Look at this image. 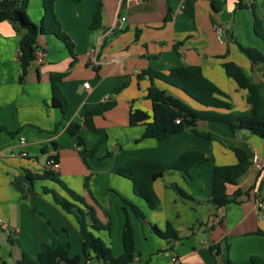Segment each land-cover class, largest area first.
<instances>
[{"label": "crops", "instance_id": "1", "mask_svg": "<svg viewBox=\"0 0 264 264\" xmlns=\"http://www.w3.org/2000/svg\"><path fill=\"white\" fill-rule=\"evenodd\" d=\"M101 1L102 27L91 31L98 0L80 3L57 0V16L63 31L74 43L75 57L59 40L41 35L38 48L46 57L42 63L35 61L30 66L22 83L20 34L11 22L0 23V126L13 133L0 132V220L5 224L4 229L0 228V264H16L22 253L36 257L44 243L69 244L71 257L82 254L83 240L76 217L63 211L44 189L68 195L56 183L31 181L26 174L30 171L42 175L53 157H58L57 171L61 179L85 198L97 219L103 225H111L113 220L114 226L116 220V242L114 227L95 233L111 246L115 257L124 252L127 214L123 199H126L140 207L149 222L159 229L164 230L170 222L179 232V239L169 243L140 222L128 207L136 240L137 257L132 264H175L173 257L178 259V264H228L223 255L211 250L224 241L229 245L231 264H264V169L259 171L253 164L237 187L228 188L229 195L236 189L249 192V196L238 199L239 203L218 210L209 202L215 166L237 162L227 147L248 145L264 163V142L243 131L235 135L226 125L214 122L200 123V130L211 133L215 141L185 131L163 141L138 142L145 126L129 125L131 107L152 112V104L147 99L149 76L139 78L149 69L167 72L186 65L200 66L208 79L229 94L234 110L246 112L250 108L247 92L222 67L224 62L234 61L257 84L264 107L263 68L248 58L234 60L228 40L236 38L235 32L223 17V14L235 16L249 10H236L237 0H226L223 10L215 14L210 0H196L195 17L191 21L184 12L186 0ZM28 15L35 24H40L44 17L43 1L30 0ZM216 25L226 28L224 43L217 40ZM53 74L63 75L59 87L69 104L64 120L60 108L52 105ZM85 83H89V88L84 87ZM157 84L187 99L178 90L161 82ZM116 89L119 92L115 93ZM113 100L116 106L111 111L94 118L95 126L105 130L108 140L94 158H88L87 166L76 148L77 138L69 133L68 127L71 123L82 125L78 135L83 138L87 151L94 150L101 143L102 135L83 126L85 115L99 104ZM122 100L127 116L119 120L121 129L107 131L104 123L115 114ZM193 107L199 108L196 104ZM91 134L94 137L89 143ZM21 138L26 139V145L21 144ZM112 139L115 144H110ZM188 151L203 153L205 160L194 165V179L185 172L169 170L155 182L154 189L161 203L156 211L150 210L134 194L133 185L125 190L122 185L117 189L120 194L115 204L112 199L101 198L104 194L97 192L90 185L92 182L89 190L85 188L90 175L97 178L108 173L112 181L117 170L129 161L149 159L167 165ZM24 152L27 157L22 156ZM97 161L107 165L99 167ZM174 187L191 198H185ZM78 206L87 211L85 206Z\"/></svg>", "mask_w": 264, "mask_h": 264}, {"label": "trees", "instance_id": "2", "mask_svg": "<svg viewBox=\"0 0 264 264\" xmlns=\"http://www.w3.org/2000/svg\"><path fill=\"white\" fill-rule=\"evenodd\" d=\"M42 1L44 17L41 23L36 25L28 15L30 0H0V23L5 21L11 22L15 30L20 34L19 52L22 55L19 56V65L21 83L25 81L30 66L36 61V52L39 50L38 39L41 35H49L59 40L67 47L72 57H75L74 43L69 35L63 31L61 22L57 16V0ZM72 1L80 3L83 0ZM210 1L215 14H219L226 4V0ZM195 3L196 0H186L183 5L184 12L191 21H194L195 17ZM249 8L255 11L254 4L251 3V0H237L236 10ZM102 10V1L98 0L90 26L91 31L101 29L103 20ZM166 20L168 21V19ZM254 33L264 44V29L256 16L254 20ZM240 48L248 60L257 65H261L264 71V54L253 48H243L242 46ZM222 67L226 75L233 79L241 89L247 92L246 100L250 106L248 111L239 112L234 110L229 94L208 79L200 66L186 65L171 68L167 72L149 69L143 75H140L139 78L149 76L150 86L147 92V99L152 104V112L150 114L141 109L131 107L129 111V125L145 126L142 140L154 139L163 141L175 134L190 131L201 138L215 141L216 138L211 133L200 130V123L214 122L226 125L235 135H238L242 131H248L264 142V107L260 99L257 84L234 61L224 62ZM62 77L63 75L61 74H53L51 76V84L53 92L52 105L60 108L64 120L69 104L59 87V82ZM157 82H161L178 90L187 99L192 100V102L198 105L199 108L191 106V104L183 101L180 97L162 89L158 86ZM119 90L116 89L115 93L119 92ZM115 106L116 101H107L87 111L83 126L92 132L102 135L101 143L92 151L86 150L83 138L78 135L82 125L71 123L68 127L69 133L77 138L76 148L87 166L88 158H94L99 148L108 140V135L105 130L95 126L94 118L96 116H104ZM177 120H180L179 124L176 123ZM0 132L13 135V133L7 131L2 126H0ZM227 148L235 154L237 162L232 165L215 166L213 170V192L209 202L218 210L229 204L239 203L238 199L242 196H249V192L244 193L241 189H236L232 195H229L228 188L239 185V180L252 168L255 157L248 145ZM51 159L58 161V157H53L49 160ZM204 160L203 153L197 151L185 152L178 160L167 165L156 160L135 159L121 166L117 170V174L131 181L134 194L142 199L150 210L156 211L160 208L161 203L154 189L155 182L162 178L164 173L169 170L185 172L190 178L194 179V165ZM26 174L31 181H52L67 193L68 197H65L54 189H44L47 194L52 195L54 202L63 211L68 214H73L76 217L83 240L82 254L71 257L69 244L44 243L36 257L22 253L21 259L16 264H91L94 261L100 264L134 263L137 257L136 240L134 227L128 215V207L137 219L148 225L151 231L158 237L165 239L169 243L179 239V232L170 222L167 223L164 230H161L149 222L144 212L137 205L123 199L124 210L127 214L123 231L124 252L119 257H115L111 246L95 234L102 230H111V225H103L97 219L94 214V209L88 205L85 198L69 188L61 179L60 173L56 169L49 167L42 175H37L30 171H26ZM89 179L90 177H87L85 181V188L87 190L90 187ZM174 188L185 198H191L178 187ZM78 204L85 206L87 211L82 210ZM228 249L229 245L226 241L211 247L212 251H216V254L223 255V259L228 264H231L228 258ZM223 250L225 254H222Z\"/></svg>", "mask_w": 264, "mask_h": 264}, {"label": "rangeland", "instance_id": "3", "mask_svg": "<svg viewBox=\"0 0 264 264\" xmlns=\"http://www.w3.org/2000/svg\"><path fill=\"white\" fill-rule=\"evenodd\" d=\"M251 1L254 4L255 11L249 8L247 9L249 11H246L242 13L241 15H239V13H237L235 16L232 13H230L229 15L223 14V17L225 18V20H228L232 28V31L235 32L236 38L233 39L232 37H229L228 45L231 47V49H233L234 56H235L234 60L236 61L237 60L241 61L247 58L246 55L242 52L240 46H242L243 48H253L261 52L262 54H264V44L259 38L256 37L254 33V26H253L255 16H256L259 19L262 28L264 29V0H251ZM36 25H39V24H36ZM238 33L240 37H237ZM235 39H237V41H235ZM182 100L187 102L188 104H191V106L195 105L194 102H192V100L185 99V98ZM125 105L126 104L124 103V100H122V104L120 105V107H117L118 109L116 108L115 114L112 115L110 120H107L104 123L107 131H112V130L117 131L121 127L119 120L127 116ZM243 132H246V134H250V132L248 131H243ZM140 136L141 137L139 140L141 141L139 142L146 141V140H142V135ZM91 137L93 138L94 136L92 134L89 136V139H88L89 143H90ZM111 138L114 139V137H111ZM113 139L111 140L110 144H115ZM101 148L102 147H100V149ZM97 162H98L97 165H99V167H105V165H107L106 162H103V161H97ZM89 182H92V184L90 185H92V187L97 192L104 194V196H102L101 198L112 199L111 202L113 204L116 203V200L119 197L118 195L120 193L117 189H119L121 185L124 190L127 187H132V184L130 182H128L127 180L121 179L117 173L113 176L112 181L108 173L100 174L97 176V178H94V176L92 177V175H90ZM122 194L125 195V193H122ZM114 222H115V226L113 225V220H112L111 227L112 228L114 227L113 228V234H114L113 239H115V242H116L118 240V235H117V225H116L115 219H114Z\"/></svg>", "mask_w": 264, "mask_h": 264}, {"label": "built area", "instance_id": "4", "mask_svg": "<svg viewBox=\"0 0 264 264\" xmlns=\"http://www.w3.org/2000/svg\"><path fill=\"white\" fill-rule=\"evenodd\" d=\"M215 33H216L217 40L219 41V43H224L225 34H226V28L223 27V26L216 25ZM20 55H22L21 52H19V56ZM45 57H46V54L43 51L37 50V52H36V62L42 63L44 61ZM84 87L89 88V83H85ZM176 123L179 124L180 120H177ZM21 144L22 145H26V139L25 138H21ZM22 156L23 157H27L28 154L26 152H24V153H22ZM253 164L255 165V167L259 171L264 169V163H261L257 156L254 157ZM47 165H48V167L56 169V170L59 168V163L57 161H55L54 159L49 160ZM216 220H218V219H216ZM0 228L1 229L5 228V224H4V222L2 220H0ZM172 261L175 264H178V259L176 257H173Z\"/></svg>", "mask_w": 264, "mask_h": 264}]
</instances>
